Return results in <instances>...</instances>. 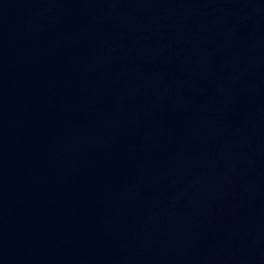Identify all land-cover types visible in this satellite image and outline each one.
Segmentation results:
<instances>
[{"label": "water", "instance_id": "obj_1", "mask_svg": "<svg viewBox=\"0 0 264 264\" xmlns=\"http://www.w3.org/2000/svg\"><path fill=\"white\" fill-rule=\"evenodd\" d=\"M0 264H264V0H0Z\"/></svg>", "mask_w": 264, "mask_h": 264}]
</instances>
